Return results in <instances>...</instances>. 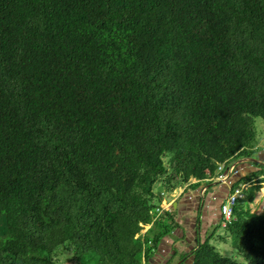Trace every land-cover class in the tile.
I'll return each instance as SVG.
<instances>
[{
	"label": "trees",
	"instance_id": "1",
	"mask_svg": "<svg viewBox=\"0 0 264 264\" xmlns=\"http://www.w3.org/2000/svg\"><path fill=\"white\" fill-rule=\"evenodd\" d=\"M256 117L264 0H0V264H145L162 195L254 155ZM240 184L182 264H264V165Z\"/></svg>",
	"mask_w": 264,
	"mask_h": 264
},
{
	"label": "crops",
	"instance_id": "2",
	"mask_svg": "<svg viewBox=\"0 0 264 264\" xmlns=\"http://www.w3.org/2000/svg\"><path fill=\"white\" fill-rule=\"evenodd\" d=\"M257 152L254 155H252V156L258 157L257 161H253V159H249L248 157H242V158L235 160V161H238L237 164H239L238 167H240L239 172L241 173L243 177L256 171L260 164L264 165V147H261V150L259 151L258 154ZM178 189H175L177 192V196L173 195L175 191H173L172 193L169 192L170 194L173 195V198L175 197V199L172 202L171 209L173 211L171 213L176 215L178 224L174 228L173 233L167 234L162 238L157 248L155 249L154 254L149 259H147L145 264H165L163 263L164 261L163 262L161 261V258L172 255L175 251L176 244H179L182 250H185V251L190 250L189 252H191V250L197 243V241L194 240L196 235L194 234V231H193L194 225H195L194 219L196 216L194 215L193 211L191 212V206L193 208V205H190V202L191 200L192 201L195 199L197 200L198 198L197 194H199V192L197 190H191V188L187 187V185L181 186ZM206 192L207 191H205V193ZM189 194H191L190 196H192V198H190ZM167 195L168 193L166 192L162 196V202L160 203V205L162 206L165 205V203L167 202V199H166ZM209 195H210L209 197H211L212 193H210ZM221 195L222 196H220V199L222 197L226 198L228 196V193L225 194L222 192ZM215 209L216 208L209 210V211H205L203 214L198 215L199 219L201 220L202 229H203V234L201 232L199 234L198 232L199 239L200 238L205 239L204 232L205 231L209 232L210 230L209 227H211L212 223L220 222L222 220V215L220 214L221 212H216L217 210ZM165 210H169V209H165ZM147 229H150V228H147ZM185 237L189 238L188 240L190 241L189 243L187 240H185ZM185 251H183V253ZM180 256L176 257V259L171 261V264H175L178 260H182Z\"/></svg>",
	"mask_w": 264,
	"mask_h": 264
},
{
	"label": "rangeland",
	"instance_id": "3",
	"mask_svg": "<svg viewBox=\"0 0 264 264\" xmlns=\"http://www.w3.org/2000/svg\"><path fill=\"white\" fill-rule=\"evenodd\" d=\"M255 129H256V147H258V152H257V154L259 153V151L261 150V147H264V119L262 118V117H256L255 118ZM237 162L238 161H233V162H231V163H229V165H227V167H225L224 168V166H223V164H220L219 165V167H218V172H220V173H218L217 174V176H215V177H213L212 179H208V180H205V181H202V183L199 185V187L201 188V196L202 197H205V199H206V195H207V193L209 192V190L211 189V188H213L215 185L216 186H221L222 185V183L224 182V181H231V178H229V176H226L227 175V173L225 172V170H228L229 169V167L231 166V165H234L235 164V166H236V164H237ZM224 168V169H223ZM223 170V171H222ZM238 171H237V169H236V172H234L235 174L237 173ZM224 175V176H223ZM227 177V178H226ZM224 178H226L225 180H224ZM243 186H244V188H245V186L247 187V185L246 184H242ZM241 187V184L240 185H238L237 187ZM208 187V188H207ZM162 189V182H161V180H159V181H157L156 182V184H155V186H154V192L155 193H157V192H159L160 190ZM178 189V188H177ZM242 189H243V187H242ZM179 190V189H178ZM192 190V189H191ZM193 190H195V189H193ZM173 191H175L174 192V196H177V192H176V190H173ZM172 191V192H173ZM205 191H207L206 193H205ZM171 192V193H172ZM179 192V191H178ZM222 193V192H220V189H214V190H212L211 191V193L212 194H214V193H217V194H215V196H213V197H210L211 198V200H213V202H218V201H220V204L221 203H223L225 200H226V198L228 197H226V198H221V200L219 199V200H217V196L216 195H218L219 193ZM223 193H227V192H224L223 191ZM200 194H197L198 195V198H197V200L195 201V200H191V202L193 203H191L190 202V205H193V207L195 206V205H197V203L199 202V199H200ZM173 195L172 194H170V193H168V195H167V197H166V199H167V202L165 203V205H158L157 207H156V210H157V212H158V214L160 215L165 209H171L172 208V202H173V200L175 199V197L173 198ZM191 194H189V196H190ZM163 196V195H162ZM190 198H192V196H190ZM242 198H244V197H242ZM165 202V201H164ZM250 207H251V209L253 210V211H255V212H257V213H261V212H263L264 211V184H263V186L261 187V189L256 193V196H255V200H254V202L253 203H251L250 204ZM165 208V209H164ZM191 209H193L192 208V206H191ZM195 215V214H194ZM152 226H154V224L153 223H151V224H146V225H144L143 226V231L145 232L146 230H147V228H153ZM0 227H2V224H0ZM210 228V231H212L213 230V228L214 227H209ZM208 228V229H209ZM210 231H209V233H210ZM207 233H208V231L206 232V236H207ZM222 234H224V230H223V227L221 226H219L218 228H217V230H216V232H215V236L210 240V242L213 244V245H215L218 249H219V251L220 252H222L224 255H226V256H230V257H234L235 259H237L238 261H243L244 259H243V257L242 256H239L237 253H236V251H235V248L232 246V244H231V242H230V240H228V241H225L224 239H222V238H220V235H222ZM205 236V237H206ZM0 237H4V235H3V233H0ZM65 258L66 257H63V259L65 260Z\"/></svg>",
	"mask_w": 264,
	"mask_h": 264
},
{
	"label": "water",
	"instance_id": "4",
	"mask_svg": "<svg viewBox=\"0 0 264 264\" xmlns=\"http://www.w3.org/2000/svg\"><path fill=\"white\" fill-rule=\"evenodd\" d=\"M248 158L249 159H253V161H257L258 160V157H255V156H252L251 158L248 157ZM240 178H241V173L237 172V178H232L231 181H224L221 186H216L215 185L213 188H211L209 190L208 194L206 195L207 196L206 199H205V197H202L201 194H200L201 193V188L199 187L197 189V191L200 194V199H199V202L197 203V205H195L193 207V209H191V212L193 211L195 216H196L195 219H194V224L195 225H194V229H193L194 234L196 235V237L194 236L195 237L194 238L195 241H198V232H199V234H200V232L203 234L201 220L199 219L198 215L199 214L200 215L203 214L205 211H209V210H212V209L216 208L215 207V202H213V200H211V198L209 197L210 196L209 194L211 193V191L214 190V189H220L221 192L224 191V192H227L229 194L230 193V187L233 185V183L236 180H239ZM214 223H212V224H214ZM206 232L207 231L204 232V236H206ZM172 233H173V231H172ZM185 240L188 241L189 238L185 237ZM189 242L190 241H188V243ZM181 243H183V242H181ZM183 251H185V250H182L180 248L179 244H176L174 253L172 255L162 257L161 261L162 262L164 261L163 263H165V264H171V261L176 259V257H178V255L182 254ZM185 252H187V250ZM182 262H183L182 260H178L175 264H182Z\"/></svg>",
	"mask_w": 264,
	"mask_h": 264
},
{
	"label": "built area",
	"instance_id": "5",
	"mask_svg": "<svg viewBox=\"0 0 264 264\" xmlns=\"http://www.w3.org/2000/svg\"><path fill=\"white\" fill-rule=\"evenodd\" d=\"M234 172H236L235 164L229 167V169L226 172L227 173L226 176H230L231 174H234ZM226 178H224V180ZM243 196H244V186L241 185V187L239 186V187L234 188L232 192L228 194V197L226 198V200L223 203H221L220 212L224 219L223 225H225L226 221L232 218L233 213H234V206L236 205L238 200L242 198Z\"/></svg>",
	"mask_w": 264,
	"mask_h": 264
},
{
	"label": "flooded vegetation",
	"instance_id": "6",
	"mask_svg": "<svg viewBox=\"0 0 264 264\" xmlns=\"http://www.w3.org/2000/svg\"><path fill=\"white\" fill-rule=\"evenodd\" d=\"M215 194H217V193H214V194H212L211 196L213 197V196H215ZM217 196V200H219L220 199V196H222L221 195V193H219L218 195H216ZM221 200V199H220ZM215 207H216V209L215 210H217L216 212H220V201H218V202H215ZM221 214V213H220Z\"/></svg>",
	"mask_w": 264,
	"mask_h": 264
}]
</instances>
